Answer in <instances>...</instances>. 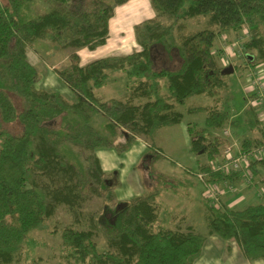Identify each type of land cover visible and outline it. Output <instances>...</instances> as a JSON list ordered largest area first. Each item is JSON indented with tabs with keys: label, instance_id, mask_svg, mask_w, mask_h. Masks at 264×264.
Instances as JSON below:
<instances>
[{
	"label": "trees",
	"instance_id": "obj_1",
	"mask_svg": "<svg viewBox=\"0 0 264 264\" xmlns=\"http://www.w3.org/2000/svg\"><path fill=\"white\" fill-rule=\"evenodd\" d=\"M36 1L50 9L30 17L26 11ZM131 1L8 0L6 5L0 1V261L15 260L29 235L49 216L53 202L97 191L94 183L104 192L109 190L111 180L104 178L96 152L111 147L114 140L94 129L92 123L99 112L109 121L111 138L117 130L129 129L152 139L160 130L178 124L182 115L174 112L173 104L183 105L199 95L213 98L227 89L224 69L218 67L213 51L217 36L226 30H246L249 39L243 47L256 53L248 57V66H264V0H151L156 19L135 27L138 51L82 66L78 51L92 52L105 46L116 8ZM201 16L208 18L205 29L181 37L177 47L176 33L184 28V22ZM43 40L59 50H73L70 65L56 74L74 95V102L37 88L39 69L31 62L30 53L35 43ZM157 46L169 57L179 51V70L155 69L153 50ZM112 73L124 74L134 98L146 102L136 105L130 98L101 102L97 91L108 84ZM192 112L207 113L204 128L188 127L192 152L208 157L205 164L199 163L198 172L206 175L209 183L234 185L238 177L222 176L211 169L219 146L226 144L223 139L211 140L212 132L229 127L258 132L259 138H246L240 146L244 152L261 146L264 122L257 108L247 104L238 120L219 109L196 108ZM56 119L61 121L60 128H50L47 124ZM15 123L22 127L20 133L7 130V125ZM65 141L90 152L87 166L78 155L71 156ZM252 167L258 175L264 161H255ZM37 172L58 186L56 191L40 188ZM159 194L151 192L125 205L107 233L112 251L99 252L91 232L65 230L63 244L70 250L68 257L74 264H194L207 236L191 228L176 231L158 226ZM208 212V235L236 242L248 260L264 259V203L242 210L208 206Z\"/></svg>",
	"mask_w": 264,
	"mask_h": 264
},
{
	"label": "rangeland",
	"instance_id": "obj_2",
	"mask_svg": "<svg viewBox=\"0 0 264 264\" xmlns=\"http://www.w3.org/2000/svg\"><path fill=\"white\" fill-rule=\"evenodd\" d=\"M0 1L3 5L8 4V0ZM49 9V5L36 1L30 5L26 13L30 17H37L48 12ZM121 9L129 12V16L123 13L118 17V10ZM154 19L156 14L151 6V0H133L117 7L109 23V38L106 45L92 52L87 49L78 51L80 64L84 66L99 59L135 53L140 49L136 42L135 27ZM207 20V17L201 16L185 21L184 28L180 33H176L177 47L180 46L181 37L205 29ZM248 39L247 31L244 29L241 33L226 30L217 36L213 51L218 67L225 69L233 66V73L224 75L223 78L228 86L227 89L220 91L213 98L199 95L188 98L183 105L173 104L174 112L182 115L181 121L172 127L160 130L152 139L150 135L135 134L129 129L117 130L116 136L111 138L110 133L107 132L109 121L99 112L92 123L94 129L114 140L111 147L96 152L104 178L111 180L109 190L104 192L94 183L97 191H87L82 197L73 200L67 198L65 202H53L49 216L29 235L21 253L14 261L8 263L0 261V264H74L68 257L70 250L65 249L63 244V233L68 229L91 232L99 252L112 251L107 233L110 227L118 222V214L126 204L155 191L160 193L157 200L158 226L186 231L192 225L194 231L200 234L208 233L209 204L205 201L204 185L197 178L199 169L196 170L197 162L205 164L208 157L207 154L195 155L192 152L188 127L204 128L207 113H193L192 110L196 108L209 111L219 109L229 113L232 119L235 118L234 120L241 119L251 92L247 89L251 85L252 71L264 72V66L258 65L253 69L246 62L249 56H256L254 51L245 50L243 47ZM72 54L73 50H59L47 40L35 43L30 59L39 69L37 83L39 90L58 93L70 102L75 101L74 95L67 90L56 74V71L70 65ZM153 60L156 62L157 71L163 69L177 71L182 65L179 51L174 50L172 57H169L161 46L154 48ZM163 85L166 87L167 83ZM128 87L130 86L124 74L112 73L108 84L97 91V97L101 102L114 99L124 101L130 98L136 105H143L146 100L135 99L132 89L128 90ZM163 93L166 94L165 89ZM47 125L52 129H58L61 121L56 119ZM6 128L13 134L22 131L18 123L7 125ZM229 129L232 134V137L226 141L229 145L239 146L246 138L260 137L258 132H250L242 128L229 127ZM221 132L222 130L212 132L211 140L222 139ZM127 138H131V142H127ZM223 144L219 146L218 154L215 156L216 161L222 160L220 153L225 150ZM64 145L71 156L78 155L80 161L85 166L88 165L89 151L70 141H65ZM156 155H158L157 159H155ZM115 172L118 173L116 178L113 177ZM36 182L40 188L48 191H56L58 187L41 172L36 173ZM255 186L248 187L243 183L237 185L236 189L242 191L247 187L251 189ZM257 203L261 202L257 199V195H254V198L238 206L235 204L232 208L242 210ZM221 204L222 207L216 210L225 209L224 198L221 199Z\"/></svg>",
	"mask_w": 264,
	"mask_h": 264
},
{
	"label": "built area",
	"instance_id": "obj_3",
	"mask_svg": "<svg viewBox=\"0 0 264 264\" xmlns=\"http://www.w3.org/2000/svg\"><path fill=\"white\" fill-rule=\"evenodd\" d=\"M254 71H252L250 78V88L247 89L251 91L247 99V104L257 108L259 118L264 122V72ZM231 137L232 134L229 128L222 130L220 138L227 141ZM221 158V161L214 160L210 162L213 172L226 177L237 176L246 186H254L257 178L252 163L255 161H264V143L259 147L253 148L251 151L244 152L240 145H229L226 142L225 150ZM197 178L204 185L205 201L209 204V207L214 209L222 207L221 199L227 192L234 191L232 186H227V189H225V185L222 186L221 184L207 182L206 175L204 174H197ZM260 190L264 193V183Z\"/></svg>",
	"mask_w": 264,
	"mask_h": 264
},
{
	"label": "crops",
	"instance_id": "obj_4",
	"mask_svg": "<svg viewBox=\"0 0 264 264\" xmlns=\"http://www.w3.org/2000/svg\"><path fill=\"white\" fill-rule=\"evenodd\" d=\"M205 120L206 118L204 119V122ZM196 166H197L196 170L199 169V162H197ZM258 170H259L258 171L259 174L258 175L255 174L257 178L256 179L257 182L255 184L256 186L254 185L255 188L248 189L247 187L245 190H242V191L237 190L236 189L237 185L243 184L242 180L239 177H238L239 181H237L234 185H231L228 183L221 184L222 186L225 185L224 187L226 189H227V186H232L234 189L233 192H227V194L223 197L224 203H225L224 208L229 209L228 207H230V210H234L232 206L234 207L235 204L236 206H238L239 204L244 203V201H248L251 198H254V195H257V199L261 203H264V193H262L260 189L256 190V188H261L262 184L264 183V169H258ZM257 204H260V203H257ZM257 204H252V205H257ZM191 226H189V228L193 229ZM202 235H206L207 239L204 244L201 255L195 261L194 264H264V259L253 260V261L248 260L246 256L244 255L243 250L236 242H228V241L219 240L218 239L219 237L215 235H208V233L202 234Z\"/></svg>",
	"mask_w": 264,
	"mask_h": 264
},
{
	"label": "water",
	"instance_id": "obj_5",
	"mask_svg": "<svg viewBox=\"0 0 264 264\" xmlns=\"http://www.w3.org/2000/svg\"><path fill=\"white\" fill-rule=\"evenodd\" d=\"M233 73V66H229L228 68H225L222 72L223 75H228Z\"/></svg>",
	"mask_w": 264,
	"mask_h": 264
},
{
	"label": "bare ground",
	"instance_id": "obj_6",
	"mask_svg": "<svg viewBox=\"0 0 264 264\" xmlns=\"http://www.w3.org/2000/svg\"><path fill=\"white\" fill-rule=\"evenodd\" d=\"M123 13H124V14H127V15L129 16V12L124 11L123 9H121V11L118 10V17H120L121 15H123ZM128 16H127V17H128Z\"/></svg>",
	"mask_w": 264,
	"mask_h": 264
}]
</instances>
